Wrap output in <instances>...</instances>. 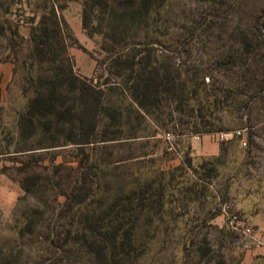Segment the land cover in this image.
<instances>
[{
  "label": "rangeland",
  "instance_id": "rangeland-1",
  "mask_svg": "<svg viewBox=\"0 0 264 264\" xmlns=\"http://www.w3.org/2000/svg\"><path fill=\"white\" fill-rule=\"evenodd\" d=\"M52 6L72 35L67 45L75 73L98 86L109 79L106 95L113 108L126 113L130 99L121 101L108 90L123 85L111 68L115 54L102 49L111 13L90 11L86 31L84 0H0V25L10 21L28 37L30 26ZM115 7L119 14L131 13L126 4ZM133 36L153 43L158 61L152 59L153 67L170 71L185 88L201 84L200 95L185 103V90L163 94L145 121L135 118L123 133L119 123L106 130L108 120L101 122L97 143L78 148L69 142L77 130L55 115L37 117L34 136L23 135L25 72L20 65L14 72L0 35V204L15 205L11 221L0 223V264H101L79 248L81 237L91 232L80 221L73 225L74 210L64 207L82 176L86 189L95 192L82 217L91 220L116 199L127 203L140 182L156 180L165 187L158 214L135 201L130 208L135 210L121 220L132 230L134 247L143 251L131 264H239L244 248L226 227V207L264 238V0H167L137 36L126 35ZM245 36L255 45L251 56L242 46ZM69 90L67 106L77 102ZM181 100L185 108L178 109ZM238 131L242 136L228 142L215 139ZM168 135L177 152L169 151ZM105 136L117 140L102 142ZM203 139L219 143L220 154L196 156ZM180 167L184 170L175 171Z\"/></svg>",
  "mask_w": 264,
  "mask_h": 264
},
{
  "label": "trees",
  "instance_id": "trees-1",
  "mask_svg": "<svg viewBox=\"0 0 264 264\" xmlns=\"http://www.w3.org/2000/svg\"><path fill=\"white\" fill-rule=\"evenodd\" d=\"M166 1L84 0L83 27L86 31L89 27L90 11L111 13L107 25L109 31L102 43V49L110 55L115 54L111 68L116 70L123 85L111 86L108 90L118 95L117 98H122L121 101L130 99L129 106L124 107L126 113L121 109L113 108L111 97H107L105 86L110 84L109 79L103 86H98L94 84V80L81 79L75 73V64L67 45V38H72V35L67 34L68 25L60 18L54 6L46 7V13L40 17L37 24L30 26L28 37L20 33V26L10 21L0 25V35L4 36L9 51L7 58L10 60L12 57L15 62L14 72L19 65L25 72L24 93L29 98V102L26 114L19 120V128L23 135L34 136L37 117L46 118L55 115L56 118L72 124L77 133L72 132L69 142L78 148H83L97 143V131L101 122L108 120L104 127L106 130L118 126L119 123L120 131L123 133L125 128L128 130L132 128L135 118L145 121L149 108L157 107L161 103L163 94L175 96L184 93L185 90L187 91L185 103L198 98L201 84L195 83L190 89L185 88V84H177L170 71L164 70L161 73L153 67L152 59L158 62L153 43L137 40L135 36L126 37L130 31H135L137 36L139 31L144 30L148 16L160 13ZM123 4L129 7L131 13H118L115 6ZM33 21L35 20L31 22ZM88 35L93 34L89 32ZM242 46L249 56L255 54V45L247 36L242 38ZM44 65H49L47 71L39 72ZM69 88L75 94L78 103L67 106L65 90L68 89L70 92ZM182 102L181 100L178 109L185 108V103ZM136 132L135 136L138 134ZM115 138L112 136L109 140L105 136L102 142H112L117 140ZM180 170H184V167L175 169V171ZM163 175L167 176L166 173ZM86 186L87 179L82 176L80 185L67 197L64 206L68 211L74 210L73 214L70 212L73 225L80 221L79 223L84 224L91 232L90 235L84 234L81 237L79 248L86 255L97 257L101 264H131L133 258L143 255V251L138 252L134 247L132 230L124 228L121 220L130 211L135 210L130 209L131 202L135 201L144 211L158 214L157 210L159 212L161 209L157 208L161 207L165 198V187L156 180L140 182L126 197L127 203L116 199L106 213L91 220L89 215L82 218L92 206L93 200H90V197L95 193L92 189L87 190ZM156 188H158L157 192H155ZM152 198H154L153 202H151ZM113 214H117V217L111 219ZM68 233L70 235V231Z\"/></svg>",
  "mask_w": 264,
  "mask_h": 264
},
{
  "label": "built area",
  "instance_id": "built-area-1",
  "mask_svg": "<svg viewBox=\"0 0 264 264\" xmlns=\"http://www.w3.org/2000/svg\"><path fill=\"white\" fill-rule=\"evenodd\" d=\"M235 136L240 137L242 136V133L240 131L232 134L220 133L215 136V139L219 143H224L228 142ZM166 138L170 144L168 147L169 151L177 152V149L173 144V138L170 135ZM241 143L243 146L247 145L244 138L241 139ZM224 213V216L226 217V227L241 238V243L243 244L244 249L264 248V238L260 230H256L247 221L238 216L235 211L231 210V207H226Z\"/></svg>",
  "mask_w": 264,
  "mask_h": 264
},
{
  "label": "crops",
  "instance_id": "crops-1",
  "mask_svg": "<svg viewBox=\"0 0 264 264\" xmlns=\"http://www.w3.org/2000/svg\"><path fill=\"white\" fill-rule=\"evenodd\" d=\"M220 144L210 145L207 139H203V147L198 149L196 156H218L220 154ZM222 220V226H223ZM239 264H264V248L244 249Z\"/></svg>",
  "mask_w": 264,
  "mask_h": 264
},
{
  "label": "clouds",
  "instance_id": "clouds-1",
  "mask_svg": "<svg viewBox=\"0 0 264 264\" xmlns=\"http://www.w3.org/2000/svg\"><path fill=\"white\" fill-rule=\"evenodd\" d=\"M14 207V203L0 204V223H6L11 221Z\"/></svg>",
  "mask_w": 264,
  "mask_h": 264
}]
</instances>
